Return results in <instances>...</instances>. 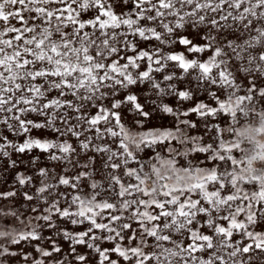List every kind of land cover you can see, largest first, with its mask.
<instances>
[{
    "label": "snow or ice",
    "instance_id": "snow-or-ice-1",
    "mask_svg": "<svg viewBox=\"0 0 264 264\" xmlns=\"http://www.w3.org/2000/svg\"><path fill=\"white\" fill-rule=\"evenodd\" d=\"M0 264H264V0H0Z\"/></svg>",
    "mask_w": 264,
    "mask_h": 264
}]
</instances>
